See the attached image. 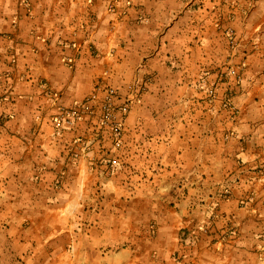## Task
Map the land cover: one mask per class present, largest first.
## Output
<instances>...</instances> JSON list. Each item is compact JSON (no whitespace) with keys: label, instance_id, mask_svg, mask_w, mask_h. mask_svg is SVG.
I'll use <instances>...</instances> for the list:
<instances>
[{"label":"crops","instance_id":"1","mask_svg":"<svg viewBox=\"0 0 264 264\" xmlns=\"http://www.w3.org/2000/svg\"><path fill=\"white\" fill-rule=\"evenodd\" d=\"M0 264H264V0H0Z\"/></svg>","mask_w":264,"mask_h":264},{"label":"built area","instance_id":"2","mask_svg":"<svg viewBox=\"0 0 264 264\" xmlns=\"http://www.w3.org/2000/svg\"><path fill=\"white\" fill-rule=\"evenodd\" d=\"M108 9L114 10V2L108 5ZM220 25V24H219ZM228 35V41L233 48L236 45V35L233 28H226ZM236 73V68L230 66L228 68V74ZM144 81V82H143ZM140 84L133 83L130 93H128L121 103L118 102L120 94L118 88L112 83L100 79L96 85L94 91L87 96L86 99L76 102L72 106H61L59 113L53 117V123L56 134H61L64 130L72 128L76 120L82 118L85 114H92L97 117L100 126L108 127L111 130L112 146L114 148H120L123 145V137L125 133V117L130 108L132 101L136 96L145 89L146 81L143 80ZM211 100L216 98V89L214 86H208L206 90ZM99 93L101 97L99 98ZM54 102L60 98V94L57 92L52 93ZM100 99V100H99ZM99 111L94 106H90V102H99ZM228 103V98L226 100ZM231 105V104H230ZM95 132V131H94ZM96 134V132H95ZM99 138L97 137V140ZM76 145L79 148L84 149L86 152L91 146L90 141L81 142L76 140ZM231 191V185L225 184L221 188L223 195H229Z\"/></svg>","mask_w":264,"mask_h":264}]
</instances>
